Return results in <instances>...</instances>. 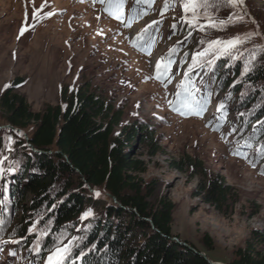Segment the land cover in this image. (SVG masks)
I'll list each match as a JSON object with an SVG mask.
<instances>
[{"label":"rangeland","instance_id":"374dc122","mask_svg":"<svg viewBox=\"0 0 264 264\" xmlns=\"http://www.w3.org/2000/svg\"><path fill=\"white\" fill-rule=\"evenodd\" d=\"M44 3L45 0H0V96L14 79H23L18 93L34 112H40L46 105L60 104L63 87L75 92L83 90L119 110L123 125H148L160 152L151 156L149 147L140 142L132 150L135 159L146 166V172L139 177L146 182L158 180L161 195L175 205L173 239L196 247L209 261L220 264L232 263L236 252L247 244L264 254V241L257 238L264 233V139L258 142L259 138L250 135L264 117L255 116L254 107L242 109L237 103L238 98L245 99L253 91L250 85L245 84L240 94L232 90L237 94L232 97L225 88L235 79L234 73H230L225 84L218 79L237 59L209 55L206 59L212 63L204 62L193 71L195 80L191 83L199 87L200 96L205 91L208 98L202 118L184 117L173 111L177 93L182 91L180 84L191 77H185V72L192 55L204 50L210 41H227L251 33L252 38L234 55L244 69L245 65L250 69L252 63L264 68V0H244L249 14L243 6L212 10L217 20H227L233 12L242 17L222 31L211 27L205 31L190 29L181 20V0H169L174 7L163 15L165 0H154L147 14V5L125 0L126 21L133 17L132 9L137 10L138 18L131 27L109 16L106 4L98 0H47L40 16L49 12L53 15L34 20L33 6L40 8ZM248 6L257 13L261 24ZM25 23L28 30L20 35ZM150 41L148 55L141 46ZM170 55L175 56L170 77L156 80L157 62ZM214 63L219 74L212 73ZM207 69L209 72L205 73ZM262 88L258 86L263 91L259 92L258 105H264ZM221 103L225 105L222 110ZM241 116L243 124L238 125ZM8 126L3 124L0 129L10 130ZM11 140L13 145L14 139ZM7 157L5 152L0 155V264H42L43 260L27 261V255L38 252L50 238L49 223L43 213L28 209L31 200L16 199L18 206L8 201L12 199V184H5L7 170L3 165ZM189 157L203 164L207 179L219 176L235 189L238 202L228 214L219 212L195 193L203 177L192 171L182 173L172 166ZM21 224L29 239L36 238L28 250L24 249L27 240L19 234ZM205 236L213 244L210 252L203 242ZM56 242L70 248L65 235Z\"/></svg>","mask_w":264,"mask_h":264},{"label":"trees","instance_id":"16d2710c","mask_svg":"<svg viewBox=\"0 0 264 264\" xmlns=\"http://www.w3.org/2000/svg\"><path fill=\"white\" fill-rule=\"evenodd\" d=\"M248 8L261 24L257 13ZM170 58L172 70L175 56ZM236 59L228 66L229 72L220 74L218 79L225 84L230 73H234L235 79L225 88L232 97L240 94L245 84L250 85L253 91L245 99L238 98L237 103L242 109L254 107L255 116L262 118L264 105L257 103L259 92H263L258 86L264 88V68L252 63L245 71ZM214 64L212 73L219 74ZM197 68L199 65L193 71ZM193 71L184 83L196 99L203 100L206 92L200 96L199 87L191 83L195 80ZM21 84L23 79H14L0 96V126H12L29 138L26 142L19 133L0 129V155H8L3 165L7 170L5 184H12V199L8 201L18 206L16 199L31 200L28 209L43 213L51 230L44 246L38 252L30 251L27 261L43 260L42 264H46L49 250L65 235L71 249L65 264H210L196 247L173 240L175 205L161 195L158 180L146 182L139 177L146 172V166L135 159L134 146L145 144L154 157L160 152L148 125H123L122 113L111 104L94 93L75 92L67 87L61 90L60 104L46 105L34 112L18 93ZM225 113L229 115L228 111ZM243 117L238 125L243 124ZM262 120L250 134L259 138L258 142L264 139V122L259 124ZM9 137L14 139L10 151L6 147ZM172 166L182 173L192 171L203 177L195 193L219 212L228 214L238 202L239 195L222 178L207 179L200 161L189 157ZM90 189L109 196H97ZM89 210L91 215L85 217ZM25 230L21 224L19 234L27 240L24 249L28 250L36 238L29 239ZM257 238L264 241V233ZM203 242L210 252L213 244L209 237L205 236ZM230 264H264V254L247 244L236 252Z\"/></svg>","mask_w":264,"mask_h":264},{"label":"snow or ice","instance_id":"6c2138e0","mask_svg":"<svg viewBox=\"0 0 264 264\" xmlns=\"http://www.w3.org/2000/svg\"><path fill=\"white\" fill-rule=\"evenodd\" d=\"M98 2L106 4L105 11L107 14L120 23L125 24V27H131L133 21L138 18L136 16L137 10L134 7L132 9L133 17L128 18L127 21L125 20V0H98ZM153 2L154 0H136L137 4L143 3L147 5V8L144 10V14L148 13ZM243 3L244 0H181L182 10L184 13V15L181 17V20L183 23L187 24L190 29L196 28L200 31H205L206 27H211L213 29L222 31L230 24H234L237 21L242 20V17L233 12L228 16L227 20H217L212 10L219 11L221 7H231L235 9L242 7ZM46 6L47 0H45V3L42 4L40 8H35V6H33L32 18L36 21H39L42 18H49L51 15H53V13L49 12L45 13L44 17L40 16V13ZM172 7H174V5L170 4L169 0H165L161 15H163L164 12L169 11ZM201 21H203V23H201ZM31 27L34 28L35 24H32ZM172 28L175 29L176 25L173 24ZM27 30L28 25L25 23V26L22 27L20 31V35H23ZM190 34L191 33H189V35ZM252 36L253 34L250 33L244 37L236 36L227 41H221L219 39L210 41L204 50L197 51L192 55V63L189 65L187 72H185V77H188L198 65L203 66L204 62L211 64L212 61L206 59L209 55H212L215 58H219L221 55H227L233 59H236L237 57L234 55V52L238 51L239 47L247 40L251 39ZM201 43L203 42L201 41ZM151 47L152 42L150 41L147 46H141V50L146 54L151 55V52L148 50ZM172 64L173 61L170 57L166 58V60L165 58H162L160 61H158L155 66V79L158 81H163L164 79L169 78ZM245 71H247V65H245ZM5 87H8V85ZM179 87L182 91L177 93L178 101L177 104L173 106V111L184 117L195 115L202 118V114L207 110L206 106L208 104V98H204L203 100L196 99L193 96V93L189 91L188 87L184 83H181ZM181 96H183V99H179ZM224 107L225 105L223 103L219 105L221 110ZM8 140L9 144L6 147L10 151L12 143L11 137H9ZM261 175H264V173H261ZM96 195L99 196L100 193H96ZM84 215L85 217L91 215V211L89 210ZM33 230H35V226H33ZM37 247H39V242L37 243ZM70 253L71 249L68 246L56 244L53 249L49 250V254L46 257V264H65V261L67 260V257L70 255Z\"/></svg>","mask_w":264,"mask_h":264},{"label":"water","instance_id":"95a60500","mask_svg":"<svg viewBox=\"0 0 264 264\" xmlns=\"http://www.w3.org/2000/svg\"><path fill=\"white\" fill-rule=\"evenodd\" d=\"M243 9L245 10V12H246L247 14H249L248 9L246 8V6H245L244 3H243ZM8 128H9L10 130H12L13 132H16V133L22 134V135L24 136L26 142H29V138H28V136H27L26 133H24V132L21 131V130H18V129L13 128L12 126H8ZM29 146H30V144H29ZM89 188H90V187H89ZM90 191H91L92 193H94V194H96V193H100V192H96V191H94V190H92V189H90ZM103 194L109 196L108 193L103 192ZM149 222L151 223L152 227H154V226H153V223H152L151 221H149ZM173 240H176V239H173ZM201 256L208 260V258H207L204 254H201ZM209 263H210V264H220V263H214V262H211V261H209Z\"/></svg>","mask_w":264,"mask_h":264}]
</instances>
